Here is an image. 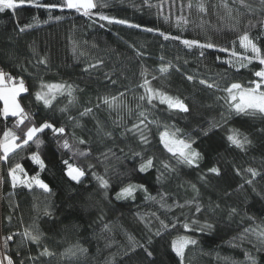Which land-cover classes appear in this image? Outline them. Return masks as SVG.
<instances>
[{
    "label": "trees",
    "instance_id": "1",
    "mask_svg": "<svg viewBox=\"0 0 264 264\" xmlns=\"http://www.w3.org/2000/svg\"><path fill=\"white\" fill-rule=\"evenodd\" d=\"M61 2L39 0L41 4ZM101 2L107 6L93 9L90 17L74 9L49 10L27 4L15 12L7 9L0 12V68L24 78L28 92L21 94L20 103L32 114L37 125L45 120L62 125L70 140L74 132L76 137L87 141L77 147L85 151L90 149L87 158L73 156L59 147L50 130H45L39 134L43 140L39 153L46 164L44 171L30 159L37 151L36 144L31 142L29 147L11 154L8 161H0L3 238L15 234L4 252L13 257L15 264L22 259L25 264H179V258L171 250V241L187 235L198 243L186 249L184 264H247L245 252L255 256L258 264H264V251H257L260 245L256 235L244 233L245 229L264 228V199L256 196L236 174L237 169L256 168L261 176L256 178L255 186L264 192V117L233 114L225 123L221 113L227 117L229 109L225 100L220 99L227 97L222 89L232 83L248 86L250 81L257 80L254 72L264 65L253 61L247 68L237 71L236 67L226 63L230 59L229 53L218 50L219 47L231 50L236 42L235 50L243 53L238 36L244 31L259 37L257 43L264 49V4L260 0H245L251 6L249 11L239 0L235 3L226 0L235 18L232 19L224 7L225 0H191L192 8L188 7L190 0ZM201 2L205 6L203 12L197 8ZM97 13L141 27L110 24L100 20ZM57 16L61 19L57 20ZM181 17L188 22L184 23ZM26 25L34 26L20 32L19 29ZM145 28L154 31L148 32ZM161 32L180 39L165 40ZM184 39L212 42L218 48L204 50L205 55L201 57L198 48L189 49L181 43ZM41 59H46L47 64L38 63ZM169 61L175 67L166 76H161L159 66ZM90 65L97 66L91 68ZM145 68L153 87L183 99L190 112L169 111L159 100H153L152 104L141 101L139 97L145 92L139 85L143 83L141 72ZM152 75L158 78L153 80ZM189 75L194 80H187ZM200 80L218 84L219 88H208L200 84ZM41 81L74 85L76 102L68 105L66 96H58L52 108H45L34 95ZM105 96L119 97L123 106L119 110L108 109L101 101ZM97 104L100 106L96 107ZM65 105H68L66 113L60 111ZM86 107L93 108V113L81 117L80 112ZM141 111L145 112L148 121H156L149 123L145 130L150 141L146 145L140 142L138 134L126 132L139 123ZM77 121L80 127L76 126ZM213 121L222 126L203 135L202 130ZM15 123V117L0 115L1 138L8 129L23 135L20 129L14 128ZM165 124L173 130L181 129V138L195 140L193 147L203 156L199 168L178 165L163 147L159 133L164 131ZM229 129H238L248 136L251 144L246 150L229 144ZM105 131L112 132V138L105 137ZM72 142L76 143L75 140ZM109 149L115 156L109 153L105 159L102 153ZM133 152H142L145 158L153 157L155 167L139 173L136 169L140 158H134ZM64 160L85 170L82 183L77 184L67 177ZM162 161L176 171L163 169ZM15 163H20L28 176L39 174L52 193H44L36 187L13 188L8 170ZM89 164L94 167L89 168ZM213 166L220 168L219 176L208 172ZM157 169L164 173L165 178L161 181L156 179ZM94 172L110 181L107 199ZM201 175H206V180L202 181ZM129 182L143 184L148 192H137L135 199L116 200L115 193ZM193 184L199 190L198 195L191 187ZM241 184H244L242 189ZM145 195L156 199L146 200ZM161 203L165 207H161ZM197 204L201 206L199 213L196 212ZM231 208H236L238 214L230 216ZM45 210L50 215H45ZM160 220L169 227L162 229ZM193 220L198 221L192 226L194 229L206 223H211L213 228L186 231L183 223L191 224ZM172 224L176 227L172 228ZM25 227H34L43 234L41 246L19 235ZM158 229L162 233L160 236L155 235ZM130 236L153 255L148 257L138 246L132 251ZM241 236L246 238L241 240ZM75 245L87 252L70 257L62 255ZM43 246L54 255L40 256ZM29 256L34 259L29 260Z\"/></svg>",
    "mask_w": 264,
    "mask_h": 264
},
{
    "label": "snow or ice",
    "instance_id": "2",
    "mask_svg": "<svg viewBox=\"0 0 264 264\" xmlns=\"http://www.w3.org/2000/svg\"><path fill=\"white\" fill-rule=\"evenodd\" d=\"M236 0H233L235 3ZM261 4H264V0H260ZM147 3V0H145ZM239 3L242 7H245L251 11V6L248 5L245 0H239ZM31 5L36 8H46V9H55V8H67L74 9L76 12H82L84 16L93 15L92 10L98 7H106L107 4L101 2V0H62L61 3H39V0H0V12H4L7 10H15L21 8L24 5ZM189 8H192L191 0L188 4ZM224 7L228 10L229 18L235 19L232 17V9L229 7L228 3L224 2ZM197 8L200 11H205V6L201 2L197 4ZM99 15V19L102 21H108V23H119L126 24L129 27L140 28L141 26L138 24H129L127 20H116L109 16L103 15L102 13H97ZM57 20L61 19V17L57 16ZM184 23L188 21L183 17L180 18ZM178 20V23L180 22ZM236 23H239V20H236ZM34 25H26L19 29L20 32H24L26 28L33 27ZM101 27H104L102 24ZM235 27V25H233ZM145 31L152 32L154 31L152 28H145ZM161 36L164 37L165 40L168 39H180L179 37H170L164 33H160ZM259 37H252L247 31H244L241 35L238 36V44L241 49H243V53L235 50V43L233 49L223 48L215 45L212 42H204L201 43L198 40H188L184 39L181 41L187 48H198L200 50V56L203 57L205 55L206 49L218 48L221 52H228L230 59L226 61L229 65L236 67V70L239 71L241 68H247L253 61H258L260 65H264V49H262L257 40ZM137 55H143L142 53H137ZM219 59V58H217ZM163 61V57H161ZM40 64H47L46 59H41L38 61ZM98 63L102 64L103 61H99ZM97 65H90L89 67L95 68ZM175 66L169 61L167 63H161L159 66V73L161 76H166L170 73V70ZM88 69H85L87 71ZM179 71V69H176ZM149 72L148 69H144L141 72V76L144 78L143 83L139 85V87L144 89L145 94L141 95L139 99L141 101L147 100L149 104H152L153 100H159L160 104L166 105L167 110L176 111L178 113H189L190 109L188 105L185 103L183 99L178 96H172L167 92L153 87L151 81L147 78ZM257 80L250 81L248 86L242 85L240 83H232L230 86L225 87L222 91L227 93V97H222L220 99H224L225 103L228 105V116L226 117L223 113H221V119L227 123L228 118L235 115H252L255 116L259 114L264 117V68L261 70L254 72ZM158 77L156 75H152V79L156 80ZM187 80L192 81L194 77L189 75L187 76ZM115 83V81H113ZM200 84L206 85L208 88H219L218 84L208 83L206 80H200ZM76 91V87L72 84L67 83H46L41 81L39 90L35 92V100L37 102H42L45 108H52L53 102L57 100L58 96H66L68 98V105H72L76 102L77 97L74 95ZM28 92V88L25 86V81L23 77H16L11 75L9 72H6L4 69L0 68V101H3V107L0 108V115L5 118L11 116L16 118V123L14 125L15 129H20L23 135H19L17 131L13 129H8L4 131L3 137L0 138V161H8L9 156L17 152V150H22L30 146V142L36 144L37 151L33 152L30 156V159L35 164L39 165L41 171L46 169L45 161L41 158L39 153V148L43 144V140L40 138L39 134L44 133L45 130H50L53 134V137L57 140L59 147L62 149L68 150L73 154V156L85 157L87 158L90 155V149L85 151L81 150L77 145H84L87 143L83 138H79L75 136V133H72V140H75V144L68 138L66 135V128L64 126H57L56 124L45 120L44 122L37 125L33 120L32 114L25 110V108L20 103L18 97L21 96L22 93ZM121 96L124 94L121 93ZM102 103L107 106L108 109L119 110L123 105L119 101V97H103L101 98ZM68 105H65L63 108H60L61 112L66 113L68 111ZM100 105L97 104L96 107ZM93 113V108L86 107L82 112H80V116H89ZM139 123L133 124L132 128L126 129V132L132 133L134 136L139 135V140L142 144H148L149 137L145 134V130L148 129L149 123H156V121H148V117L144 111L139 113ZM70 120L75 119L73 117H69ZM148 121V123H145ZM143 125V127H141ZM23 126V128H21ZM76 126L80 127L79 122H76ZM222 125L216 121L210 123L207 129L202 130V134L207 136L210 131L214 128L221 127ZM97 128L100 129V122L97 121ZM181 129L175 128L171 129L168 125H164V131L159 133L160 142L163 147L169 152L172 157L176 160L178 165H183L187 167H195L199 168L200 161L203 159L202 154L197 151L193 144L195 143L194 139L191 138H181L180 136ZM123 135V133H122ZM104 136L107 138H112L113 134L110 131H105ZM227 141L230 145L235 146L236 148L244 151L247 146L251 144V140L247 135L242 134L238 129H229V134L227 135ZM123 152V149L120 150ZM109 153L115 156V153L112 152L111 149L108 152L102 153L105 159L108 158ZM133 157H139L140 163L138 169H136L139 173H146L149 169L155 167L154 158L147 157L145 158L142 152H133ZM63 163L66 165V175L70 178L71 181L76 182L77 184L82 183V178L85 177L86 172L83 168L79 166H75L69 163L68 160H64ZM163 169L166 171H176L174 167H172L167 162H161ZM94 167L89 164V168ZM159 174L157 175V181L163 180L164 173L160 172L157 169ZM209 173L215 174L219 176L221 174V170L219 167L213 166L208 169ZM23 174V177L21 176ZM105 174H107V169L105 170ZM236 174L241 176L244 181V184H247L251 187L252 192L255 193L256 196L264 199V192H260L257 190L255 186V180L258 176H261V172L253 167H248L241 171L240 169L236 170ZM247 174V175H244ZM8 176L11 178V184L13 188L17 186H22L24 188L32 189L33 187L42 189L44 193L51 194L52 189L49 187L47 183H45L42 179H40L39 174L28 177L25 172L24 167L20 163H15L14 166L9 167ZM93 176L98 182L100 189L103 190L104 197L107 199L108 190L110 188V181L106 179L104 175H98L95 172ZM200 179L202 181L206 180V175H201ZM244 184L240 185L242 189ZM193 191L199 194V190L196 188V185H191ZM147 193L148 190L143 184L137 183H127L119 188V190L115 193L116 200H128L135 199L137 192ZM146 200H155L156 198L151 195H145ZM163 200V197H161ZM161 207H165L163 203H161ZM177 207H183V205H177ZM218 208L219 205H216ZM170 208V206H169ZM196 212H201V206L197 204ZM238 214V210L236 208L230 209V216ZM45 215H50V213L45 210ZM155 215V213H153ZM141 219H143L141 217ZM159 219V217H157ZM198 221L193 220L191 224L185 222L183 223V228L186 231H204L205 229L211 230L213 225L211 223H206L205 225L199 227L198 229H194L192 226L197 225ZM160 226L162 229H167L169 227L163 220H160ZM107 229V225L104 226ZM172 228L176 227V224L171 225ZM249 232L256 235L257 241L260 247L257 248V251H264V228L257 229H245L244 233L248 234ZM162 233L158 229L155 232V235L160 236ZM13 235L10 234L4 238L3 247L5 250L9 247V241L13 240ZM19 235L27 241L31 243L41 246L43 234L34 227H25L22 233ZM245 236H241L240 239H245ZM129 240L132 241V251H135V248L141 247L144 249L145 253L148 257L153 255L152 251H150L145 245L140 244L137 245L133 238L130 236ZM148 243L151 244V237L148 238ZM198 241L191 236L181 235L176 237L171 241V250L175 254L176 257L179 258V264H184L186 249L189 248L190 245H197ZM87 252V249L82 248L79 245H75L65 250L62 254L65 257L76 256L77 254H84ZM19 255V252H17ZM40 256H53L54 253L49 250L47 246H43L42 251L39 253ZM245 258L247 264H258L257 258L249 252H245ZM29 260L34 259L29 256ZM0 264H15V261L11 255H8L7 252L0 253ZM19 264H25V261L22 259L19 261ZM112 264V262H110Z\"/></svg>",
    "mask_w": 264,
    "mask_h": 264
},
{
    "label": "built area",
    "instance_id": "3",
    "mask_svg": "<svg viewBox=\"0 0 264 264\" xmlns=\"http://www.w3.org/2000/svg\"><path fill=\"white\" fill-rule=\"evenodd\" d=\"M0 138H1V132H0ZM3 241H4V238H3L2 226H1V220H0V252L1 253H4Z\"/></svg>",
    "mask_w": 264,
    "mask_h": 264
},
{
    "label": "rangeland",
    "instance_id": "4",
    "mask_svg": "<svg viewBox=\"0 0 264 264\" xmlns=\"http://www.w3.org/2000/svg\"><path fill=\"white\" fill-rule=\"evenodd\" d=\"M26 86V85H25ZM18 99H19V97H18ZM20 101V100H19ZM1 103H2V107H3V101H1ZM21 176L23 177V174H21ZM28 176V175H27ZM28 177H31V176H28ZM1 253V252H0Z\"/></svg>",
    "mask_w": 264,
    "mask_h": 264
},
{
    "label": "crops",
    "instance_id": "5",
    "mask_svg": "<svg viewBox=\"0 0 264 264\" xmlns=\"http://www.w3.org/2000/svg\"><path fill=\"white\" fill-rule=\"evenodd\" d=\"M0 108H2V103L0 104Z\"/></svg>",
    "mask_w": 264,
    "mask_h": 264
}]
</instances>
